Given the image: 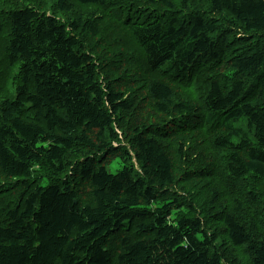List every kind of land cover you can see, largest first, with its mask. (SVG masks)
I'll return each instance as SVG.
<instances>
[{
    "label": "trees",
    "instance_id": "trees-1",
    "mask_svg": "<svg viewBox=\"0 0 264 264\" xmlns=\"http://www.w3.org/2000/svg\"><path fill=\"white\" fill-rule=\"evenodd\" d=\"M2 1L0 264H231L195 205L173 220L183 205H156L174 182L158 124L129 135L139 173L103 163L120 148L116 114L138 103L112 79L138 63L168 126L194 118L215 132L230 180L264 182V0ZM118 36L142 58L125 56ZM173 83L202 90L201 104L175 100ZM244 194L260 202L258 190ZM220 210L230 245L264 264V237Z\"/></svg>",
    "mask_w": 264,
    "mask_h": 264
},
{
    "label": "rangeland",
    "instance_id": "rangeland-1",
    "mask_svg": "<svg viewBox=\"0 0 264 264\" xmlns=\"http://www.w3.org/2000/svg\"><path fill=\"white\" fill-rule=\"evenodd\" d=\"M2 2L5 5L1 7L14 5L13 2L10 3L6 0ZM35 6L38 7L37 4ZM91 9L96 10L94 7L91 8V6L79 4L74 6V11L82 13V15L90 12ZM51 10L52 5L49 4L47 6L48 13ZM101 29V34L97 41L100 37H105V33L108 31V27L105 26L104 22L101 24ZM121 31L118 26L116 33L120 34ZM119 37H117L115 42L119 46L125 47L122 45L124 43L123 39ZM85 39L87 42L90 40L86 36ZM92 40L95 41V39ZM119 52L120 48L112 50L113 54ZM123 53H125V56L128 53H132L142 58L141 52L133 42L128 43V46L123 49ZM131 63L135 64L125 66V69L112 81L115 89L124 92L127 96L136 97L138 103L136 107L131 109V112L116 114L111 128L117 134L118 140L115 143L120 148L116 151H111L110 155L105 156L103 163L111 172H117L124 165H128L133 168L135 173H139L141 166L131 158L134 148L129 135L134 132L137 124H139L137 128H143L144 131L146 129L149 130L152 125L158 124L159 133L166 137L156 138L171 158L174 182L163 192L156 205L161 206L168 202L173 203L174 207L183 205L181 210L173 209L171 211L172 220L176 219L181 213H190L187 207L195 205L209 233L216 236L217 243L220 244V251L225 259L231 264H250L251 255L246 247L230 245L226 229L218 220L217 215H220V209L232 211L241 222L247 224L251 230L259 232L264 237V182L252 181L250 178L230 180L225 173L224 152L214 149L209 143L213 139L215 132L205 133V128H200L201 126L197 128L192 125L194 118L180 120L179 125L182 127H177L172 123H169L170 126H168L167 117L161 116L159 111L153 106V102L145 96L144 84L146 79H144L143 74L136 65L138 63ZM134 78L137 79L134 80ZM12 88L11 86V92ZM173 90L174 98L177 101L185 100L193 104H201L204 98L202 90H196L194 86L182 87L173 83ZM141 123L144 124L142 125ZM191 172L195 173V176L186 179L184 175L193 174ZM5 181H9V179L6 178ZM81 184L84 185V190H87V185L82 182L77 183V186L80 187ZM251 187L260 193V202L257 199H254V202L253 200L251 201L254 205L250 203L246 194H244V191L246 192ZM213 191L219 196V200L215 201L216 203L213 201ZM239 206H242V208H238Z\"/></svg>",
    "mask_w": 264,
    "mask_h": 264
}]
</instances>
